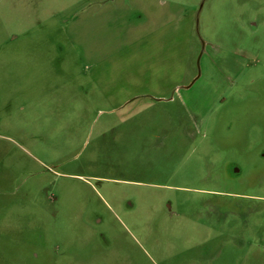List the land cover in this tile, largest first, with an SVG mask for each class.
<instances>
[{"label": "rangeland", "instance_id": "374dc122", "mask_svg": "<svg viewBox=\"0 0 264 264\" xmlns=\"http://www.w3.org/2000/svg\"><path fill=\"white\" fill-rule=\"evenodd\" d=\"M259 106L264 0H0V264H264L256 115L250 200L200 192L250 189L215 134Z\"/></svg>", "mask_w": 264, "mask_h": 264}, {"label": "flooded vegetation", "instance_id": "af4514ba", "mask_svg": "<svg viewBox=\"0 0 264 264\" xmlns=\"http://www.w3.org/2000/svg\"><path fill=\"white\" fill-rule=\"evenodd\" d=\"M256 25L257 24H251V27L253 29H256ZM184 29H187L189 31L188 32L189 34L194 33L195 21L191 20L189 24H185ZM205 46L206 45L204 43V51H205V49L207 50V47H205ZM202 54L199 56L200 60H201ZM200 73H201V70L199 68V74L196 77V79L200 78V75H201ZM242 98H244L245 101L251 100L250 97H244L240 93L238 95L233 96V102L229 106H231L233 108H237V109L239 108L240 109L241 107H243L242 103H240L241 101H239ZM160 99H162V98L160 97L159 100ZM253 100H255V99H253ZM253 111H255V110L244 108L243 111L239 115L232 117L233 120H236L235 124H232L233 122L228 120L227 123H223L222 127L220 125H217L218 128L221 127V128L226 129V130L229 129V131H232L231 133H229L228 135H225L222 138H220V136L222 135L220 129L215 134L216 142L218 144L223 143V148H224L223 159L218 163V165H219L218 170L220 171V175L223 179L224 184H230L229 183L230 180L227 176V174H228V172H227L228 165L227 164L231 163V162L232 163H238V162H240L239 160H241V162L246 166L247 173H245V175H246L247 179L239 178L238 181L241 180V182L244 181V182H251L252 183L250 189L242 190V191L236 190V192H228V189H223V188H221L220 191L219 190L218 191L213 190L212 188L208 189V190L200 189L201 190L200 192L205 193L206 195L211 197L213 199L214 203H216V200L219 199V197H220L219 194L222 197L228 196L227 199L232 201L231 206L228 204H225V203L222 206H218L220 208V210L217 209V213H218V215H220V218L217 219L218 220L217 225H218L220 220L223 221V219H224V221H225L226 216L229 213L232 214L235 211L239 212V210H241V208L239 207L238 203L236 204V201L239 202L241 200H244L245 204H246L250 200L248 197H250L251 193L253 192V190H251V189L255 188L259 183L258 173L260 170L259 167L262 164L261 160L250 159L251 155L247 154V153H249V150L244 149L243 144L241 143L242 142L241 138H240V140H238L236 138H230V136H232V134L244 133L243 139L245 142H247L248 141V135L247 134L249 132V128L254 123V122L250 121L249 119L253 120V115H256V117H255L256 121H258L259 123H261L264 126V112H262V106L258 107L257 113L253 112ZM230 126L232 128H230ZM262 142H264V136H263L261 143ZM258 154L260 157H264V152L261 151V152H258ZM253 178H256V180L253 181ZM211 198H209V199H211ZM174 209H175V205H174L173 201L172 200L166 201L164 203V208L161 211H158L159 215L156 219H154V221L156 222V220H158V221L167 220L168 222H170V220L173 219L172 215L174 213ZM247 211H248V209H247ZM91 213H93V211L87 210V214L91 215ZM221 213H222V216H221ZM96 214H97V216H99V218L103 222L107 221V219L103 213H96ZM107 224H109V223H107ZM259 233L260 234L258 236V239H260L261 241H264V227L263 226L260 227ZM35 257H36V259H38V256L36 254H35ZM46 260H49L52 263H54L55 257L53 256L49 259H44L43 262Z\"/></svg>", "mask_w": 264, "mask_h": 264}]
</instances>
